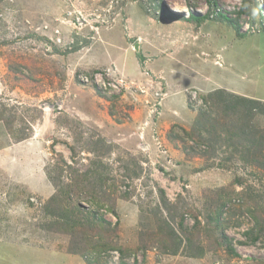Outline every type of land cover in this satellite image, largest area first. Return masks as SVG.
Wrapping results in <instances>:
<instances>
[{"label": "rangeland", "instance_id": "rangeland-1", "mask_svg": "<svg viewBox=\"0 0 264 264\" xmlns=\"http://www.w3.org/2000/svg\"><path fill=\"white\" fill-rule=\"evenodd\" d=\"M0 264H264V0H0Z\"/></svg>", "mask_w": 264, "mask_h": 264}, {"label": "trees", "instance_id": "trees-1", "mask_svg": "<svg viewBox=\"0 0 264 264\" xmlns=\"http://www.w3.org/2000/svg\"><path fill=\"white\" fill-rule=\"evenodd\" d=\"M252 104H255V102H253V101H251V102H248V101L245 102L246 109L249 110V111L253 110ZM250 105H251V107H250ZM179 242H180V243L178 244L176 251H178V250L180 249V246H181L182 240H179ZM176 251H174L173 254H176V253H177ZM202 254H203V253H202V251H201V252L199 253V255H192V257L200 258L201 256H203Z\"/></svg>", "mask_w": 264, "mask_h": 264}, {"label": "bare ground", "instance_id": "bare-ground-1", "mask_svg": "<svg viewBox=\"0 0 264 264\" xmlns=\"http://www.w3.org/2000/svg\"><path fill=\"white\" fill-rule=\"evenodd\" d=\"M172 6H173V5H172ZM172 8H173L175 11H178V10H179L178 6H176V5H174Z\"/></svg>", "mask_w": 264, "mask_h": 264}, {"label": "clouds", "instance_id": "clouds-1", "mask_svg": "<svg viewBox=\"0 0 264 264\" xmlns=\"http://www.w3.org/2000/svg\"><path fill=\"white\" fill-rule=\"evenodd\" d=\"M177 13H180V12H177Z\"/></svg>", "mask_w": 264, "mask_h": 264}]
</instances>
